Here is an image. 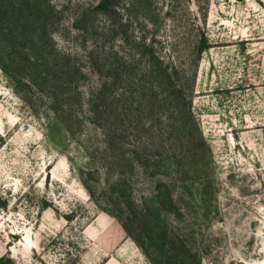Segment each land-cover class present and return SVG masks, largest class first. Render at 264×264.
Returning <instances> with one entry per match:
<instances>
[{
  "label": "rangeland",
  "instance_id": "1",
  "mask_svg": "<svg viewBox=\"0 0 264 264\" xmlns=\"http://www.w3.org/2000/svg\"><path fill=\"white\" fill-rule=\"evenodd\" d=\"M0 264H264V0H0Z\"/></svg>",
  "mask_w": 264,
  "mask_h": 264
},
{
  "label": "trees",
  "instance_id": "2",
  "mask_svg": "<svg viewBox=\"0 0 264 264\" xmlns=\"http://www.w3.org/2000/svg\"><path fill=\"white\" fill-rule=\"evenodd\" d=\"M238 1H241V0H238ZM204 48H205V46L200 47V51H201L202 49H204Z\"/></svg>",
  "mask_w": 264,
  "mask_h": 264
},
{
  "label": "bare ground",
  "instance_id": "3",
  "mask_svg": "<svg viewBox=\"0 0 264 264\" xmlns=\"http://www.w3.org/2000/svg\"><path fill=\"white\" fill-rule=\"evenodd\" d=\"M26 240H28V239L26 238Z\"/></svg>",
  "mask_w": 264,
  "mask_h": 264
}]
</instances>
